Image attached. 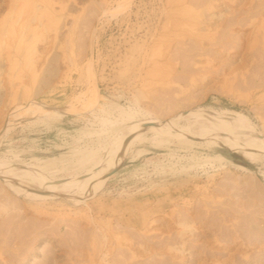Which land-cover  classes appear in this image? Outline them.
<instances>
[{
  "label": "rangeland",
  "instance_id": "374dc122",
  "mask_svg": "<svg viewBox=\"0 0 264 264\" xmlns=\"http://www.w3.org/2000/svg\"><path fill=\"white\" fill-rule=\"evenodd\" d=\"M5 1L0 0V19L9 9V0ZM125 1H29L30 11L35 4L39 6L29 23L39 24L37 31L44 38L37 41L35 52L38 74L24 79L30 91L27 96L19 74L14 80L21 86L19 91L2 88L0 77V129L4 127L0 164L38 166L41 162L49 172L59 170L51 171L59 184H69L68 179L88 173L91 165L81 169L76 165L84 154L97 149L96 159L107 154V143L116 136L110 125L127 130L141 119L165 121L176 113L187 116L201 109L223 111L236 119L242 115L258 133H264V26L256 30L264 22V0L196 1L191 10L176 7L173 0H131L129 7L122 8ZM206 3L215 6L206 10ZM174 7L185 9L187 16L193 12L196 16L189 15L187 21L193 19V25L168 28L167 14H174ZM211 14L215 19L209 23ZM229 18L233 19L231 27ZM12 29L18 30L17 25ZM161 33L165 35L162 39ZM95 93L97 100L91 99ZM31 100L72 111L64 117L43 119L34 110H21ZM18 112L20 116L24 112L20 120ZM172 112V116L167 114ZM3 116H10L8 123H3ZM182 122L188 126V121ZM9 123L12 127L8 129ZM146 138L151 140L154 134L146 133ZM142 143L115 165L100 194L87 202L77 204L51 193L32 199L1 180L0 263L69 264L72 252L75 264H106L104 259L110 264H264V161L255 163L224 148L192 150L178 143L162 147ZM218 155L232 164L207 161ZM102 231H110L108 239L101 237ZM124 239L134 246H126Z\"/></svg>",
  "mask_w": 264,
  "mask_h": 264
},
{
  "label": "bare ground",
  "instance_id": "6f19581e",
  "mask_svg": "<svg viewBox=\"0 0 264 264\" xmlns=\"http://www.w3.org/2000/svg\"><path fill=\"white\" fill-rule=\"evenodd\" d=\"M7 1V0H6ZM5 1V2H6ZM16 1V0H9L7 7L9 8L7 11V14L4 15L3 17H1L2 19H0V77L3 76L2 78V88H6L8 91L10 89L14 90L16 89V91H19L17 89H19L20 87H18L19 84L22 85L21 88H24L25 90L23 92H25L26 96H27V92H30L29 86L27 85L26 81L24 80L26 77H30V78H34L38 72L36 71V63L38 62V58H36L35 55H37V53L35 54L36 51V47L38 42L37 41H41V38L43 33L40 34L39 31H37V29L40 28V25L37 27H33L30 23H29V17H31V14H37L38 10H39V6L37 4H35L32 8L33 11H30V4L29 1L31 0H19L21 1L20 3L16 1V5H13L12 3ZM129 1L131 0H126L125 4H122V8L125 7H129L128 3H130ZM141 1V0H140ZM174 4L176 3V7H184V8H190V6L194 7L192 4L193 2H196L194 4L197 3H201L204 4L205 2H208L209 0H173ZM215 1V0H214ZM231 1V0H230ZM36 2V1H35ZM38 2V1H37ZM162 2V1H161ZM170 2V1H169ZM203 2V3H202ZM216 2H218L216 0ZM221 2V1H220ZM224 2V1H223ZM235 2V0H234ZM264 2V1H263ZM19 3V4H17ZM124 3V2H123ZM192 3V4H191ZM214 3V2H213ZM219 3V2H218ZM231 3V2H230ZM262 3V2H261ZM15 4V3H14ZM49 4V3H48ZM131 4V3H130ZM166 4V3H165ZM168 4V3H167ZM173 4V5H174ZM190 4V5H189ZM200 4V5H201ZM207 9L206 10H210L212 8H214L215 5L213 4H209L206 3ZM205 4V7H206ZM246 4V3H245ZM3 5V4H2ZM169 5V4H168ZM167 5V6H168ZM199 5V4H198ZM198 5H196L198 7ZM199 5V6H200ZM222 5V4H219ZM226 5V4H225ZM262 5V4H261ZM50 6V4H49ZM121 6V5H120ZM132 6V5H131ZM224 6V5H223ZM232 6V5H231ZM234 6V5H233ZM256 6V5H255ZM164 7V5H163ZM162 7V9H163ZM175 8V13L173 14L170 12L167 14V23L166 25L169 26L168 28L172 27V28H182V27H186V26H190L193 25L194 20L192 19V22H187L190 21L189 19V15H191L192 17L196 16L191 13H189V15L187 16V12L182 11L180 8V10L182 12H177L179 9ZM191 7V8H192ZM204 5L201 7L203 10ZM204 7V8H205ZM228 7V6H226ZM225 7V8H226ZM245 7V6H244ZM51 11L53 12V7H51ZM170 8L172 9V6H170ZM173 8V9H174ZM187 8V9H188ZM190 8V10H191ZM200 8V9H201ZM248 8V7H247ZM128 9V8H127ZM126 9V10H127ZM165 9V7H164ZM163 9V11H165ZM193 9V8H192ZM197 9V8H194ZM216 9H218L216 7ZM215 9V10H216ZM232 9V8H231ZM235 9V8H234ZM249 9V8H248ZM169 10V9H168ZM263 10V9H262ZM173 11V10H170ZM222 11V10H221ZM235 11V10H234ZM239 11V10H238ZM251 11V10H250ZM130 12V11H129ZM167 12V11H166ZM174 12V11H173ZM204 12V11H203ZM208 12V11H207ZM233 12V11H232ZM240 12V11H239ZM242 12V11H241ZM249 12V11H248ZM260 12V11H259ZM197 13V12H196ZM231 13V12H229ZM202 14V13H201ZM218 15V13H216ZM236 14V12L234 13ZM259 14V13H258ZM203 15V14H202ZM230 15V14H229ZM233 15V14H232ZM240 15V14H239ZM245 15V14H244ZM197 16H200L199 14ZM205 16H209V15H205ZM226 16V14H225ZM241 16V15H240ZM238 16V17H240ZM243 16V15H242ZM57 17V16H56ZM161 17V16H160ZM236 17V15L234 16ZM233 17V18H234ZM237 17V18H238ZM127 18V17H126ZM134 18V17H133ZM201 18V17H200ZM219 18V17H218ZM236 18V22H240L238 19ZM251 18V17H250ZM162 19V18H161ZM159 19V20H161ZM209 19V23L211 21H213L215 19V14H211ZM226 19V18H225ZM228 19V18H227ZM230 19V18H229ZM241 19V18H240ZM202 20V19H201ZM231 20V19H230ZM229 20V21H230ZM247 20V18L245 19ZM57 21V20H56ZM199 21V19L197 20ZM232 21L231 20V24L230 27L232 25ZM234 21V22H235ZM244 21V19H243ZM249 21V20H248ZM251 21V20H250ZM160 22V21H159ZM221 22V21H220ZM223 22V21H222ZM225 23L228 21H224ZM233 22V23H234ZM235 22V23H236ZM128 23V22H127ZM164 23V22H162ZM196 23V22H195ZM243 23V22H242ZM42 24V23H41ZM200 24H204L203 21ZM207 24V23H206ZM222 24V23H221ZM229 24V23H228ZM227 24V25H228ZM244 24V23H243ZM248 24V23H247ZM252 24V23H251ZM256 24V23H255ZM260 24V23H259ZM17 25L18 30L13 31V26ZM140 25V24H139ZM195 25V24H194ZM208 25V24H207ZM237 25V24H236ZM242 25V24H241ZM46 26V25H44ZM164 26V24H163ZM203 26V25H201ZM220 26V25H219ZM226 26V25H225ZM234 26V25H233ZM243 26V25H242ZM259 26V25H258ZM264 26V22H261V25L256 28V30H261L260 28ZM43 27V25H42ZM41 27V28H42ZM48 27V26H47ZM130 27V26H129ZM128 27V28H129ZM208 30L210 28V25L207 26ZM229 27V29H230ZM241 27V26H240ZM244 27V26H243ZM34 28V29H33ZM36 28V29H35ZM46 28V27H44ZM134 28V27H133ZM196 28V27H195ZM213 28V26L211 27ZM222 28V26H221ZM47 29V28H46ZM130 29V28H129ZM165 29L164 31H166V28L164 26ZM173 29V30H174ZM198 29V28H197ZM202 29V28H201ZM218 29H220L218 27ZM264 29V28H263ZM262 29V30H263ZM40 30V29H39ZM160 30V29H159ZM206 30V29H205ZM211 30V29H210ZM209 30V31H210ZM222 30V29H221ZM225 30V29H224ZM227 30V29H226ZM225 30V31H226ZM232 30V29H231ZM163 31V32H164ZM176 33L179 32L180 30H175ZM174 31V32H175ZM183 31V29H182ZM191 31V30H190ZM207 31V34L208 32ZM212 31V30H211ZM214 31V29H213ZM212 31V32H213ZM58 32V30H57ZM161 32V31H160ZM173 32V31H172ZM192 32V31H191ZM198 32V31H197ZM200 32V31H199ZM215 32V31H214ZM213 32V33H214ZM218 32V31H216ZM220 32V31H219ZM232 32V31H231ZM263 32V31H262ZM167 33V32H166ZM164 33V34H166ZM176 33L174 35H176ZM195 33V32H194ZM206 33V32H204ZM211 33V32H210ZM169 35V33H167ZM172 34V33H170ZM200 34V33H199ZM192 35V37L197 36V38H204L207 39L204 35ZM206 34V35H207ZM212 34V33H211ZM218 34V33H217ZM231 34V33H230ZM229 34V35H230ZM255 34V32L253 33ZM163 35V33H161V36ZM181 35V34H180ZM220 35V33H219ZM225 35V34H224ZM233 35V34H232ZM264 35V34H263ZM154 36V35H153ZM177 36V35H176ZM183 36V35H182ZM181 36V37H182ZM191 36V35H190ZM209 36V35H208ZM218 36V35H215ZM163 37H165V35H163ZM162 37V38H163ZM167 37V36H166ZM170 37V36H169ZM173 37V36H172ZM172 37L171 39L168 40V44L171 40L172 43ZM187 37V36H186ZM185 37V38H186ZM213 37V36H212ZM227 37V36H225ZM230 37V36H229ZM259 37V36H258ZM264 37V36H263ZM161 38V39H162ZM176 38V37H175ZM180 38V37H177ZM176 38V39H177ZM188 38V37H187ZM211 38V37H210ZM215 38V37H214ZM222 38V37H221ZM231 38V37H230ZM138 39V38H137ZM156 39V38H155ZM166 39V38H165ZM224 39V38H223ZM223 39H219L220 42H222ZM233 39V38H232ZM258 38H256L257 40ZM261 39V38H259ZM264 39V38H263ZM44 40V38H43ZM157 40V39H156ZM159 40V39H158ZM157 40V41H158ZM175 39H173L174 41ZM190 40V39H189ZM188 40V41H189ZM201 40V39H200ZM218 40V41H219ZM228 44H230L232 41H228V39H226ZM198 41V40H197ZM213 41V39H212ZM224 41V40H223ZM258 41V40H257ZM160 42V41H159ZM165 42V41H164ZM163 42V43H164ZM179 42V41H178ZM182 43L184 42L181 41ZM201 42V41H199ZM210 42V41H209ZM220 42L219 45H220ZM225 42V41H224ZM226 43H224V45L226 44V46L228 45ZM234 42V41H233ZM254 42H256L254 40ZM253 42V44H254ZM149 43V42H148ZM153 43V42H152ZM162 43V44H163ZM186 43V41H185ZM203 43V42H202ZM144 44V43H143ZM167 44V43H166ZM233 44H235L234 46H236L237 44L234 42ZM157 45V44H156ZM172 45V44H170ZM211 45V44H210ZM223 45V43H222ZM257 45V44H254ZM130 46V45H129ZM145 46V45H144ZM198 46V44H197ZM200 46V44H199ZM215 47V44L212 45V47ZM233 46V48H234ZM264 46V45H263ZM4 47V49H3ZM136 47V46H135ZM139 47V46H138ZM142 47V46H140ZM147 47V46H146ZM154 47V46H153ZM221 46H219L220 48ZM225 46H223L224 49ZM232 47V46H231ZM237 47V46H236ZM250 47V46H249ZM252 47V46H251ZM250 47V48H251ZM257 47V46H256ZM202 48V46H201ZM201 48H199L197 51H201ZM206 48V47H205ZM222 48V47H221ZM220 48V50H221ZM253 48V47H252ZM264 48V47H263ZM203 49V48H202ZM211 49V48H210ZM238 49V47H237ZM180 50V49H178ZM182 50V48H181ZM180 50V51H181ZM195 50V49H194ZM193 50V52H194ZM205 50V49H204ZM225 50H227V47L225 48ZM230 50V49H228ZM227 50V51H228ZM264 50V49H263ZM203 51V50H202ZM224 51V50H223ZM186 52V51H185ZM184 52V53H185ZM192 52V53H193ZM213 52V51H212ZM225 52V51H224ZM264 52V51H263ZM183 53V54H184ZM198 53V52H197ZM207 53V52H206ZM182 54V53H181ZM188 54V53H187ZM203 54V53H202ZM210 54V53H209ZM263 54V53H262ZM200 55V52H199ZM211 55V54H210ZM44 56V55H42ZM41 56V57H42ZM188 56V55H187ZM203 56V55H202ZM38 57V56H37ZM41 57H39V60L41 59ZM185 57V56H184ZM264 57V56H263ZM188 58V57H187ZM19 60V61H18ZM170 60V59H169ZM209 61V60H207ZM39 63V62H38ZM169 63V61H168ZM167 63V64H168ZM185 63V62H184ZM197 63V62H196ZM194 63V64H196ZM186 64V63H185ZM188 64V63H187ZM190 64V63H189ZM188 64V65H189ZM38 65V64H37ZM172 64H170L171 66ZM192 65V64H190ZM189 65V67H190ZM169 66V65H167ZM183 66V64L181 65ZM195 66V65H194ZM212 66V64H211ZM174 67V66H173ZM185 67V66H184ZM6 68V69H3ZM192 68V67H191ZM196 68V67H195ZM201 68V67H200ZM188 69V68H187ZM202 69V68H201ZM205 69V68H204ZM190 70V69H189ZM187 70V71H189ZM193 70V69H192ZM199 71V69H197ZM185 71V70H184ZM192 72V71H191ZM194 72V70H193ZM197 72V71H196ZM205 73V72H203ZM20 76V78L18 77V75ZM15 75H16V79L19 78L20 83L16 86V84H14V80H15ZM206 77V76H205ZM204 77V78H205ZM182 78V77H180ZM203 79V78H202ZM205 80V79H204ZM17 81V80H16ZM26 84V85H25ZM263 85V84H262ZM261 85V86H262ZM264 87V85H263ZM14 88V89H13ZM28 90V91H27ZM90 91V90H89ZM22 92V93H23ZM18 93V92H16ZM93 93V91L91 92V94ZM24 94V93H23ZM93 95V94H92ZM91 95V97H92ZM95 98H91L94 100H97L96 98V93L94 94ZM25 96V97H26ZM28 96H30V94H28ZM94 97V96H93ZM166 100V99H165ZM164 100V101H165ZM168 102V101H166ZM165 102V103H166ZM172 102V101H171ZM168 106V105H167ZM173 106V105H172ZM174 108V107H172ZM146 109V108H145ZM148 109V108H147ZM158 110V108H155ZM168 109V108H167ZM170 109V108H169ZM21 110H23L24 112H28L29 110H34V114H38L40 115V117L44 119V117H48V118H60V117H64L67 114H69L71 111L68 110H60V109H54V108H49L47 106H43L40 105L36 102H34L33 100L29 101L27 103V106H25V108H22ZM121 110V108H120ZM125 111V110H124ZM127 111V110H126ZM125 111V112H126ZM131 111V109H130ZM133 111V110H132ZM137 111V110H136ZM135 111V112H136ZM145 111H149V110H145ZM161 110L159 111L158 114L161 115ZM172 111V110H170ZM174 111V110H173ZM23 112V114H24ZM120 113L122 112L119 111ZM128 112V111H127ZM139 112V111H138ZM141 112V110H140ZM143 112V111H142ZM167 112V111H166ZM164 112V113H166ZM19 113V120L21 119L20 116L21 113ZM129 113V112H128ZM132 113V112H131ZM129 113V114H131ZM147 113V112H146ZM163 113V112H162ZM27 114V113H25ZM35 114V116H36ZM151 116V113H149ZM169 115H174L173 112L167 113ZM166 114V116H167ZM30 115V114H27ZM122 115V114H121ZM120 115V116H121ZM140 115V114H139ZM145 115V114H144ZM164 115V114H163ZM168 115V117H169ZM231 115V114H229ZM228 115V113L225 112H218L215 110H209L206 111L205 109H201L199 111H191L189 115H178L177 113L174 115V120L173 118H171V116L169 118V120H161L159 119V117H155L152 120H148L146 119L145 121H136L135 123H132V125L126 130H124L122 128L121 125H110V131L111 134L115 133L116 136L113 137V139L107 143V154L105 156H100L97 158L96 154L99 152L98 149L97 151H91V153H86L83 152L82 153V158L80 159V161H78V164H76L78 167H80V169L82 167L87 166L88 164L91 165L90 169L88 171V173L84 174L83 176H81L79 179L77 180H71L70 181L68 179L69 184H59V182L57 181V176L56 174L53 175L54 173H59V170L57 172V170H51L54 173H51V171L49 172V170L44 167L41 166V164L43 165V163L39 162L38 166H33V165H28V164H20L16 166H10V165H6V164H0V181H4L5 184L13 186L14 187V192L18 193H25L27 194L28 197H31L33 199V197H37V198H43L44 196H47L48 194H54L56 196H66L69 199H71V201H73L74 203H80V202H87V200L89 198H93L95 197L100 191L101 188L105 185V183L109 180V177L112 174V169L115 167V165L122 160L123 158H126L129 153L131 152V149L134 145H137L138 143H142V142H146L148 141L149 143H152V145L154 146H167L170 145L172 143H178L182 146L188 147V148H201V147H205V148H209V149H213V148H224V149H229V150H234L237 151L241 154H243L246 158H248L250 161L255 162V163H261L264 161V133H258L256 131V129L254 128V125L251 124L250 120H248L246 117L239 115V119L236 118H232ZM11 116V115H10ZM10 116H3L4 119H6L5 121H3V123H8L9 122V117ZM16 116L18 117V114H16ZM33 116V113L32 115ZM138 116V115H137ZM141 116V115H140ZM235 116V115H234ZM15 117V116H14ZM15 117L17 120L18 118ZM27 117V116H26ZM30 117V116H29ZM28 117V118H29ZM39 117V118H40ZM131 117V115H130ZM133 117V115H132ZM131 117V118H132ZM143 117V116H142ZM145 117V116H144ZM147 117V116H146ZM163 117V116H162ZM161 117V118H162ZM24 118V117H23ZM32 118V117H30ZM122 118H124V116L122 115ZM238 118V117H237ZM125 119V118H124ZM135 118H133L134 120ZM168 119V118H167ZM27 120V119H26ZM41 120V119H40ZM128 121H130L129 118H127ZM126 120V121H127ZM138 120V118H137ZM188 121V126L185 127L181 124V122H186ZM15 121V120H14ZM24 121V119H23ZM39 121V120H38ZM108 120H104V122H107ZM182 122V123H183ZM108 123V122H107ZM130 123V122H129ZM128 123V124H129ZM7 125V124H6ZM5 125V126H6ZM14 125V124H13ZM8 127V126H7ZM12 127V124L9 123V127L8 129ZM125 127V126H124ZM4 128V127H3ZM0 129V142H1V138H3V134H2V129ZM7 132H9L8 130H6ZM5 131V132H6ZM153 133L154 134V138L151 140L143 139V136L146 133ZM2 134V135H1ZM104 134V133H103ZM203 141H207V144H203ZM143 144V143H142ZM106 148V147H105ZM100 149V148H99ZM93 150V149H92ZM101 150V149H100ZM191 150V149H190ZM102 153V152H101ZM105 153V152H104ZM201 159V158H200ZM39 160V159H38ZM3 161V160H1ZM207 161H217V162H226V163H230L232 164L230 161H228L226 158H224L221 155H218L215 157V159H208ZM22 162V161H21ZM35 162V160H34ZM38 162V161H37ZM45 163V162H44ZM51 163V162H50ZM92 163V164H91ZM37 164V163H36ZM236 166V165H235ZM76 167V168H78ZM238 168H240L241 170H244L246 172H250L247 168L242 167V166H238ZM64 171V170H61ZM69 172V170H67ZM76 172V170H74ZM73 172V171H71ZM68 173V174H71ZM67 173V172H66ZM77 173V172H76ZM65 175V174H64ZM72 175V174H71ZM73 176V175H72ZM76 177V176H75ZM60 178V177H59ZM64 178V177H63ZM78 178V177H77ZM25 179L30 180L29 183H27V181H25ZM61 180V179H60ZM66 182V181H65ZM3 184V183H2ZM4 185V184H3ZM247 185V184H246ZM5 187V186H4ZM9 190V189H8ZM35 191H40L41 193H36ZM100 194V193H99ZM20 195V194H19ZM24 195V194H23ZM25 196V197H27ZM45 198V197H44ZM264 200V199H263ZM242 205V204H241ZM234 207V206H233ZM264 207V206H263ZM230 209V208H229ZM239 209V208H238ZM242 211V210H241ZM241 213V212H240ZM252 213V212H250ZM233 218V216H232ZM243 218V217H242ZM230 219V218H229ZM242 220V219H240ZM233 221V220H232ZM236 221V220H234ZM230 223V222H229ZM232 223V222H231ZM224 227V226H223ZM230 227V226H229ZM232 227V226H231ZM238 227V226H237ZM106 228V227H105ZM240 228V227H239ZM107 230V229H106ZM241 230V229H240ZM107 232V231H106ZM110 232V231H108ZM107 232V233H108ZM240 232V231H239ZM107 233H102L100 234L101 237L108 239L109 234ZM29 234V233H28ZM38 234V233H37ZM238 234V233H237ZM248 234V233H247ZM111 235V234H110ZM222 235V234H221ZM234 235V234H233ZM243 235V234H242ZM245 235V234H244ZM261 235V234H260ZM27 236V234L25 235ZM220 236V235H219ZM218 236V237H219ZM258 236V235H257ZM34 237V236H33ZM36 237V235H35ZM35 237L33 239H35ZM236 237V236H235ZM37 238V237H36ZM39 238V237H38ZM237 238V237H236ZM235 238V239H236ZM239 238V237H238ZM242 238V237H241ZM245 238H247L245 236ZM244 238V239H245ZM26 239V238H25ZM142 239V238H141ZM240 239V238H239ZM24 238L21 239V241H23ZM232 240V239H231ZM20 241V242H21ZM36 241L33 240V245L34 242ZM207 241V240H206ZM235 241V240H234ZM249 241V240H247ZM30 242V241H29ZM236 242V241H235ZM17 243V241H16ZM23 243V242H22ZM126 246H130L133 247L134 244L131 241H128V239H124L123 242ZM122 243V245H124ZM195 243H197L195 241ZM234 243V242H233ZM36 244V243H35ZM141 244V243H140ZM220 244V243H219ZM247 244V243H246ZM17 245V244H15ZM28 245V243H27ZM136 245V244H135ZM237 245V244H236ZM29 246V245H28ZM33 247V246H32ZM141 247V246H140ZM229 247V246H228ZM241 247V246H240ZM12 248V247H11ZM27 248V247H26ZM25 248V249H26ZM15 249V247H14ZM18 249V248H16ZM32 249V248H31ZM131 249V248H130ZM1 250V248H0ZM27 250V249H26ZM25 250V251H26ZM33 250V249H32ZM141 250V249H140ZM2 251V250H1ZM24 251V252H25ZM72 251V250H71ZM5 252V251H4ZM12 252V251H11ZM31 252V250H30ZM1 253V252H0ZM26 253V252H25ZM24 253V254H25ZM72 252H70L71 254ZM16 254V253H15ZM34 254V253H33ZM68 254L69 257V264H75L76 262L74 261L73 256L71 257V255ZM1 255V254H0ZM104 255L107 256L106 253H104ZM14 255H11V257ZM16 256V255H15ZM14 256V257H15ZM18 256V255H17ZM30 256V255H29ZM245 256V255H244ZM26 257V256H25ZM77 257V256H76ZM246 257V256H245ZM27 258V257H26ZM79 259V257H77ZM1 259V257H0ZM5 259V258H4ZM21 259V258H20ZM103 260V259H102ZM7 261V260H6ZM18 261V260H17ZM55 261V260H54ZM68 261V260H67ZM104 261L106 262V264L108 263L107 259H104ZM4 262V260H3ZM12 262V261H11ZM15 262V261H14ZM7 263V262H6ZM1 264V263H0ZM3 264V263H2ZM8 264V263H7ZM12 264V263H11ZM68 264V263H67ZM110 264V263H108Z\"/></svg>",
  "mask_w": 264,
  "mask_h": 264
}]
</instances>
